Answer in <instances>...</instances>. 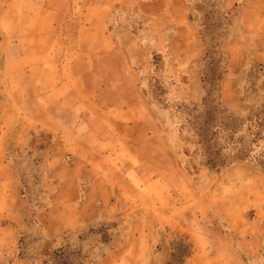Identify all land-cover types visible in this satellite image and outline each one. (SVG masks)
Masks as SVG:
<instances>
[{
  "label": "rangeland",
  "instance_id": "rangeland-1",
  "mask_svg": "<svg viewBox=\"0 0 264 264\" xmlns=\"http://www.w3.org/2000/svg\"><path fill=\"white\" fill-rule=\"evenodd\" d=\"M0 264H264V0H0Z\"/></svg>",
  "mask_w": 264,
  "mask_h": 264
},
{
  "label": "trees",
  "instance_id": "trees-1",
  "mask_svg": "<svg viewBox=\"0 0 264 264\" xmlns=\"http://www.w3.org/2000/svg\"><path fill=\"white\" fill-rule=\"evenodd\" d=\"M243 142V140H241ZM240 142V143H241ZM199 143H202L205 146V152L206 155H209V159L207 161V165L210 168L218 169L230 161H240L243 160L249 150L243 149L234 151V148L239 145L240 143H236L233 141V139L230 137V135L227 137V139L223 142V145L219 143L218 141V132L215 131V144H209V143H203L199 139ZM214 147V148H212ZM215 149V152L212 150ZM227 151V153H224Z\"/></svg>",
  "mask_w": 264,
  "mask_h": 264
}]
</instances>
